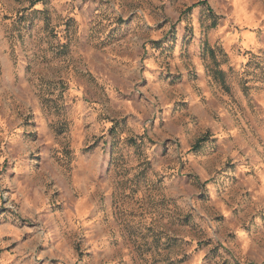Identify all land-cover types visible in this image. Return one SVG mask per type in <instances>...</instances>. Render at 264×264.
Listing matches in <instances>:
<instances>
[{"label": "rangeland", "instance_id": "rangeland-1", "mask_svg": "<svg viewBox=\"0 0 264 264\" xmlns=\"http://www.w3.org/2000/svg\"><path fill=\"white\" fill-rule=\"evenodd\" d=\"M0 264H264V0H0Z\"/></svg>", "mask_w": 264, "mask_h": 264}]
</instances>
